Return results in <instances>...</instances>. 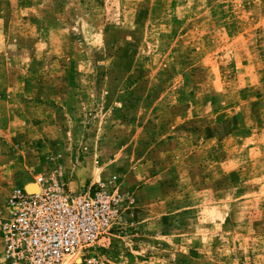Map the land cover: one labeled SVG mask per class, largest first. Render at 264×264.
I'll return each mask as SVG.
<instances>
[{"label":"rangeland","instance_id":"obj_1","mask_svg":"<svg viewBox=\"0 0 264 264\" xmlns=\"http://www.w3.org/2000/svg\"><path fill=\"white\" fill-rule=\"evenodd\" d=\"M38 174L119 200L90 264H264V0H0V210Z\"/></svg>","mask_w":264,"mask_h":264},{"label":"built area","instance_id":"obj_2","mask_svg":"<svg viewBox=\"0 0 264 264\" xmlns=\"http://www.w3.org/2000/svg\"><path fill=\"white\" fill-rule=\"evenodd\" d=\"M34 185L37 191L15 189L0 210L1 264L92 263L86 257L114 229L119 200L101 183L75 192L38 174Z\"/></svg>","mask_w":264,"mask_h":264},{"label":"crops","instance_id":"obj_3","mask_svg":"<svg viewBox=\"0 0 264 264\" xmlns=\"http://www.w3.org/2000/svg\"><path fill=\"white\" fill-rule=\"evenodd\" d=\"M73 184H74V186H73V189H74V188H76L77 184H76L75 182H74V183H71V184H70V187H71V185H73Z\"/></svg>","mask_w":264,"mask_h":264},{"label":"bare ground","instance_id":"obj_4","mask_svg":"<svg viewBox=\"0 0 264 264\" xmlns=\"http://www.w3.org/2000/svg\"><path fill=\"white\" fill-rule=\"evenodd\" d=\"M30 191H37V189H34V190L33 189H30Z\"/></svg>","mask_w":264,"mask_h":264}]
</instances>
